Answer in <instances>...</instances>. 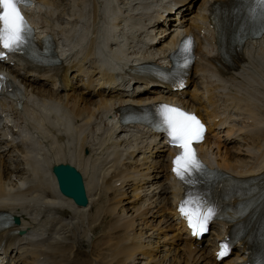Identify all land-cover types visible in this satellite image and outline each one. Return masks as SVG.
Listing matches in <instances>:
<instances>
[{
    "label": "bare ground",
    "instance_id": "6f19581e",
    "mask_svg": "<svg viewBox=\"0 0 264 264\" xmlns=\"http://www.w3.org/2000/svg\"><path fill=\"white\" fill-rule=\"evenodd\" d=\"M94 1L95 3H99L100 0ZM180 2L183 1H177L175 5H169L170 1L165 2V0H153L150 3V10L146 14L141 15V23L142 27L145 28V34L141 36L142 47L138 49L137 56L148 58L168 51L169 47H167V43L161 47H158V45L162 40H165L163 39L166 37L164 32L171 27L166 26L165 28L160 29L159 26L162 23L161 18L165 17L166 20L170 19L168 18L170 12L167 13V11L174 8ZM79 3L81 4V7L86 8V0H79ZM119 9L122 11L121 5H119ZM178 9V14H182L181 18H183V16H186V13L184 12L190 9V5L186 8H181V6H179ZM177 18H179V16H177ZM188 19V17H184L183 20H180V23L173 28L175 34H180L183 31L190 30L194 26L205 23L200 12L195 13V15L190 18L191 22L185 23L184 21ZM68 21L69 19L64 20L62 30H65L68 27ZM77 22L78 20L73 24L74 27L77 26ZM72 28L73 27H71L70 30ZM202 54L203 60L199 62L198 68L201 71L202 85H196L193 88L190 101L188 99H184L183 101L193 108L195 107L204 110L212 118L218 117V121L211 122L210 124H221L227 129H231L228 138L232 139V134L237 130H242L244 134H248L251 144L246 150L252 148L253 142L256 141L259 143V150L261 153L257 157V161L259 169L264 170V144L260 143V133L254 131L255 128L264 127V98L253 95L251 88H241L237 85L241 80L240 75L252 76L254 74L253 71L249 69L252 62L249 61L248 63L243 64L241 70H229L221 66L219 63L221 58L218 54L213 52V49L202 50ZM241 59H244L243 55L237 57V64ZM216 64L219 67H217ZM132 67L135 68V65ZM138 80L146 82L140 77ZM25 84L27 85L30 100L34 102L37 100L43 101V108L50 112L53 111L54 107H58L67 102L69 104H76L78 107H81L85 113L92 115L99 107L112 101L105 97L88 98L81 95L79 92L56 94L52 89L36 83H29L26 81ZM162 97H164V95H162ZM136 128L143 136V145L146 146L149 143L148 140L152 138L153 134L139 126H136ZM117 135L124 138L126 142L124 143L125 145L133 137V133L129 132L124 127ZM244 137L246 138V135ZM200 148L203 150L206 158L215 164L231 169L241 166L240 157L232 155L229 146H224L219 142H209L208 144H201ZM80 164L84 169L90 170L92 175L97 178V174L93 171L89 162L81 161ZM17 181L18 178L14 173L8 170L3 163H0V193H6L13 189L17 184ZM102 188L105 191L118 190L112 177L104 178ZM113 207L125 210L126 205L117 201L113 204ZM112 213L115 216L112 226L108 223V228V224H106L110 237L107 235V241L103 243L102 240L104 234L99 238L95 237L91 231L93 225L98 222L93 221V216L91 217L89 215L90 211L86 208L84 210H79L76 218L68 222L67 230L61 235V238L66 236L64 242H67L68 247L62 253L60 260L67 264H76V261L72 259L71 254L77 251L78 245L76 240L77 237L80 238L78 233L81 232V244L83 243L82 240L88 241L92 248L94 243L97 242L108 252L99 257H92L91 261L85 260L86 262L84 264H126L128 256L127 247L125 243L122 242L120 233L113 232L117 226L126 224V218L122 213L116 211H112ZM161 214L162 212H151L150 218L141 225L142 229H144L150 236L157 239V242H161L159 255L164 256V260L160 264H216L209 260V253L204 247H194L192 243L187 241H184L181 244L177 242L174 249H171L170 252L167 251V249L171 247V242L169 241L165 243L164 241L169 238L171 232L164 231L163 229L164 227L170 229L171 226ZM73 241H75L76 245ZM106 246H109L110 249L108 250ZM79 247H81V245ZM182 248L184 249L183 251ZM81 249L84 250L82 247ZM78 253H82V251L79 250ZM145 263L151 264L150 260H146Z\"/></svg>",
    "mask_w": 264,
    "mask_h": 264
},
{
    "label": "snow or ice",
    "instance_id": "6c2138e0",
    "mask_svg": "<svg viewBox=\"0 0 264 264\" xmlns=\"http://www.w3.org/2000/svg\"><path fill=\"white\" fill-rule=\"evenodd\" d=\"M31 2L32 0H0V49H3L0 51V60L6 59L8 53L23 51L31 43L34 29L20 9L21 4ZM247 4L249 18L254 23L258 22L260 31L264 32V0H247ZM193 43L191 37L181 42L175 53L179 67L188 66ZM6 79L0 75V81ZM158 116L159 122L155 126L166 130L170 144L181 149L172 161L173 173L185 184L195 185L197 177L206 166L197 156L193 144L203 139L205 125L195 114L168 104L160 106ZM178 211L187 220L193 235L206 232L209 222L216 216L215 207L202 194L194 191L186 192ZM227 252L228 245L222 243L217 255L222 258Z\"/></svg>",
    "mask_w": 264,
    "mask_h": 264
},
{
    "label": "rangeland",
    "instance_id": "374dc122",
    "mask_svg": "<svg viewBox=\"0 0 264 264\" xmlns=\"http://www.w3.org/2000/svg\"><path fill=\"white\" fill-rule=\"evenodd\" d=\"M108 224V223H107ZM101 225H103V226H106V230H108L107 229V225H104L103 224V222L100 224L99 222L98 223H96V224H94L93 225V227L91 228V231H92V233H93V235L95 236V237H102V235L104 234V237H103V243L105 242V241H107V237L109 236V232L107 231V233H106V231H105V233H103L102 234V229H101ZM108 228H109V224H108ZM99 231H101V233H98ZM78 235H80V238L79 237H77V240H76V242H77V251H75V252H73L72 254H71V257H72V259L74 260V261H76V264H84L86 261H91V259H92V257L93 258H95V257H99V256H102V255H104V254H107L108 252L106 251V250H104V248H103V246H101L100 244H98L97 242H95L97 245H95V243H94V245L92 246V248H90L89 249V251H90V253L89 254H87V258H85L84 257V255H82V256H80L79 254H81V253H78V251L79 250H81L82 251V249H81V247H82V244H81V238H82V234H81V232L80 233H78ZM105 235H106V237H105ZM108 235V236H107ZM110 237V236H109ZM86 239V238H85ZM106 239V240H105ZM73 243L76 245V243H75V241H73ZM81 245V247H79ZM107 248H108V250L110 249L109 248V246H106ZM83 248V247H82ZM183 251V250H182ZM82 253H83V251H82ZM84 259V260H83ZM86 260V261H85ZM84 261V262H83Z\"/></svg>",
    "mask_w": 264,
    "mask_h": 264
},
{
    "label": "water",
    "instance_id": "95a60500",
    "mask_svg": "<svg viewBox=\"0 0 264 264\" xmlns=\"http://www.w3.org/2000/svg\"><path fill=\"white\" fill-rule=\"evenodd\" d=\"M67 172H73V169H69V170H67ZM78 183H79V185L81 184L80 181H78ZM73 189L75 190L76 193H78V188L73 187Z\"/></svg>",
    "mask_w": 264,
    "mask_h": 264
}]
</instances>
